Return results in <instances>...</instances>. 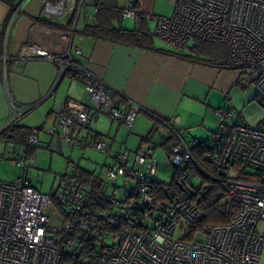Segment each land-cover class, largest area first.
I'll return each mask as SVG.
<instances>
[{"label": "built area", "instance_id": "1", "mask_svg": "<svg viewBox=\"0 0 264 264\" xmlns=\"http://www.w3.org/2000/svg\"><path fill=\"white\" fill-rule=\"evenodd\" d=\"M84 1L44 0L46 17L62 19L67 10L75 11L74 26L66 34L61 54L35 46L27 49L32 57L58 65L60 74L69 73L89 96L87 103L68 99L48 134H60L80 152L89 148L108 158L109 142L84 132L93 116L105 114L127 129L141 111L156 116L110 88L76 59L81 54L74 39L76 19ZM99 3L91 2L95 9ZM167 3L171 14L155 18L156 36L176 50H183L192 37L228 46L224 67L238 71L244 84H254L264 101V0ZM135 16L131 0L121 17ZM6 62L7 57L0 56V69ZM35 105L10 101L6 126L18 123ZM217 112L218 130L209 140L178 139L166 160L178 173L180 183L197 197L204 195L209 185L194 184L188 173L191 147L203 144L217 170L230 172L239 162L243 168L236 175L223 172L218 179L222 194L240 203L229 222L196 227L203 213L188 195L154 207L152 185L161 181L154 146L133 154L127 149L118 152L106 166L105 179L112 191L96 198L89 195L74 163L66 167L54 191L38 190L27 176L34 156L21 154L11 160L21 175L12 182L0 181V264H260L264 235L256 228L264 222V123H230L233 110ZM165 124L173 130L170 123ZM38 135L33 130L28 147L38 143ZM240 172L248 178L240 177Z\"/></svg>", "mask_w": 264, "mask_h": 264}, {"label": "crops", "instance_id": "2", "mask_svg": "<svg viewBox=\"0 0 264 264\" xmlns=\"http://www.w3.org/2000/svg\"><path fill=\"white\" fill-rule=\"evenodd\" d=\"M43 1L0 0V56L7 57L5 67L0 69V143H8L2 132L7 128L10 101L36 104L17 124L41 127L40 132L37 130L39 140L43 130L56 127L57 113L68 99L89 101L82 83L69 73L60 74L58 65L32 57L27 49L35 46L61 54L66 34L74 26L75 11L67 10L62 19L49 18L42 11ZM92 1H84L76 19L74 39L81 50L76 59L110 88L123 92L156 116L141 111L130 129L105 114L93 116L84 132L109 142L111 154L104 162L106 166L123 149L133 154L142 147L154 146L158 177L161 180L159 168L163 167L170 180L175 170L165 160L170 149L178 139L188 142L191 138H211L218 130L217 110H233L230 123H264V101L254 84H244L238 71L224 67L227 46L218 43L220 48L206 52L187 44L183 50H176L158 39L155 18L171 14L167 0H132L137 3L135 18L114 20V24L136 34L132 41L95 36L87 30L96 20L100 4H115L124 10L131 0H100L98 9ZM51 136L52 141H64L60 134ZM19 145L21 154L27 155L28 145ZM4 154L9 150L0 149V162ZM81 168L96 178L93 181L97 187L82 180L91 197L112 191L102 173ZM60 183L61 177L56 188Z\"/></svg>", "mask_w": 264, "mask_h": 264}, {"label": "trees", "instance_id": "3", "mask_svg": "<svg viewBox=\"0 0 264 264\" xmlns=\"http://www.w3.org/2000/svg\"><path fill=\"white\" fill-rule=\"evenodd\" d=\"M135 8L137 15V3H135ZM122 12L123 10L117 8L115 4L110 7H108V5L100 4L96 20L88 27V32L95 36L121 41H132L136 39V34L132 30L129 31L123 29L121 25L114 24V20L121 18ZM72 23L73 19L71 20V24ZM203 43H205V41L197 42L194 45V48L198 51L202 49L204 50L205 47H203ZM227 48V54H229L230 49L228 46ZM33 130L40 131L42 128L39 127L31 129L20 126L16 123L7 126V128L2 132V137L6 140V142L14 145H26L28 137ZM199 141L200 143L205 142L201 140ZM35 147L36 145L28 147V156H33ZM190 152L192 155V161L187 164L188 173L190 175H198L203 183L209 185L207 192L204 195L197 197L180 183L178 173L175 172L168 182L165 183L160 181L152 185V193L155 197L154 207L162 205L166 201L173 198L188 195L191 197L197 208L203 213V217L200 222H198L196 227L201 228L206 224L229 222L233 213L238 211L240 208L239 200L236 198L227 199V197L222 194L218 180L221 173L213 167L208 156V150L203 144L191 147ZM77 168L81 180L91 183L93 186L97 187V184H95L96 181H93L96 180V178H93L90 172L82 169L80 166ZM239 176L242 178H248V174H243L242 172L239 173Z\"/></svg>", "mask_w": 264, "mask_h": 264}, {"label": "rangeland", "instance_id": "4", "mask_svg": "<svg viewBox=\"0 0 264 264\" xmlns=\"http://www.w3.org/2000/svg\"><path fill=\"white\" fill-rule=\"evenodd\" d=\"M159 39V38H158ZM198 38L192 37L188 41V47H194L197 42H204ZM205 51L217 50L220 48L218 43L211 41H205L203 43ZM40 132V131H39ZM39 136V135H38ZM53 136L47 133V130H43L40 134V140L36 144L34 156V164L29 169L28 174L34 181L35 186L38 190L44 193H51L55 190L56 186L60 181V177L65 173L66 167L71 164H77L88 170L94 171L96 174L102 173V176L106 174V165L104 164L105 156L102 154L84 149L83 151H78L75 148L69 146L65 141L58 143L55 140L52 141ZM9 150V154H4L0 162V180L5 182H12L19 174L21 175V169L13 164L11 160L15 157L21 155L22 146L12 145L5 142L0 143V149ZM166 160V159H165ZM163 167L159 168V175L162 182H168L169 177L164 173ZM243 168V166L236 162L234 167L230 172H224L219 170L222 174H228L234 176L237 174L238 169ZM172 169V168H171ZM201 178L198 175H193V183H200ZM121 183V181H119ZM203 183V182H202ZM123 189H121L122 191ZM54 222V218H53ZM257 232L264 235V222H260L256 228ZM264 262V249H262V257L260 259V264Z\"/></svg>", "mask_w": 264, "mask_h": 264}]
</instances>
